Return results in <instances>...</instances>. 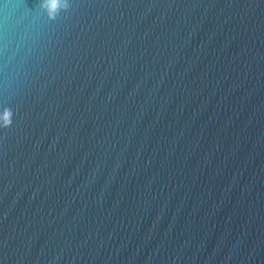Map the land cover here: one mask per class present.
Returning a JSON list of instances; mask_svg holds the SVG:
<instances>
[{
	"label": "water",
	"instance_id": "water-1",
	"mask_svg": "<svg viewBox=\"0 0 264 264\" xmlns=\"http://www.w3.org/2000/svg\"><path fill=\"white\" fill-rule=\"evenodd\" d=\"M0 264H264V0H0Z\"/></svg>",
	"mask_w": 264,
	"mask_h": 264
}]
</instances>
